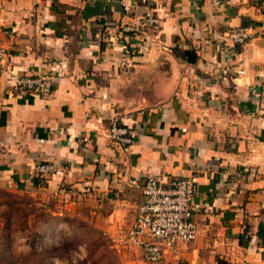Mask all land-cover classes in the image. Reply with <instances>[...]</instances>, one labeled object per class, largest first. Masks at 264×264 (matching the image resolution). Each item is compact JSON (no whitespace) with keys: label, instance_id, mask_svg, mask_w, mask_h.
Masks as SVG:
<instances>
[{"label":"crops","instance_id":"crops-1","mask_svg":"<svg viewBox=\"0 0 264 264\" xmlns=\"http://www.w3.org/2000/svg\"><path fill=\"white\" fill-rule=\"evenodd\" d=\"M149 10V37L122 33ZM240 26L243 46L216 40ZM0 46V237L89 217L117 249L148 177L195 178L197 238L158 264H264V0H0ZM35 74L50 94L14 91ZM117 117L141 127L129 150Z\"/></svg>","mask_w":264,"mask_h":264},{"label":"built area","instance_id":"built-area-1","mask_svg":"<svg viewBox=\"0 0 264 264\" xmlns=\"http://www.w3.org/2000/svg\"><path fill=\"white\" fill-rule=\"evenodd\" d=\"M154 3L164 0H151ZM127 8V6L125 7ZM160 25V18L149 10L134 24L121 27L127 35L149 37V32ZM255 36L251 27H234L216 36L219 43L228 42L232 46H243ZM8 55L6 48L0 46V62ZM243 71L239 70L238 74ZM51 75L35 74L17 76L12 85L17 93L48 95L54 83ZM141 127L128 125L120 118H114L106 130L105 137L125 150L135 143ZM40 178L51 177L56 173L52 162H42L35 167ZM136 185L137 180L132 181ZM144 201L136 206L134 226L129 230L120 245L128 247L148 264H158L180 255L179 244L190 243L197 238L198 228L194 221L197 205L194 198L198 192L195 178L176 179L164 183L159 177L150 176L143 187ZM100 197V196H98Z\"/></svg>","mask_w":264,"mask_h":264},{"label":"rangeland","instance_id":"rangeland-1","mask_svg":"<svg viewBox=\"0 0 264 264\" xmlns=\"http://www.w3.org/2000/svg\"><path fill=\"white\" fill-rule=\"evenodd\" d=\"M19 219L0 237L4 264H147L128 247L116 249L92 218H51L45 229L39 217L30 228L24 216Z\"/></svg>","mask_w":264,"mask_h":264}]
</instances>
